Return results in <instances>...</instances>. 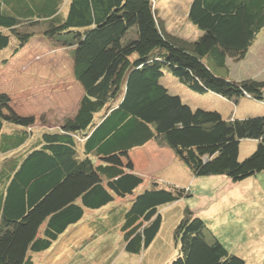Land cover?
Returning <instances> with one entry per match:
<instances>
[{
  "label": "trees",
  "instance_id": "1",
  "mask_svg": "<svg viewBox=\"0 0 264 264\" xmlns=\"http://www.w3.org/2000/svg\"><path fill=\"white\" fill-rule=\"evenodd\" d=\"M186 19L201 32L191 40L166 30L153 0H0V53L7 52L0 63L41 29L43 38L71 50L82 90L74 116L58 129L34 135L0 115V264H34L33 256L52 248L85 211L127 196L129 207L115 222L122 250L146 251L161 228L159 208L191 196L152 178L137 192L146 177L129 171L131 155L153 140L194 177L239 183L264 172V114L237 118L191 108L162 81L168 73L198 95L264 103V80H233L226 65L244 60L263 30L264 0H188ZM243 140L256 148L241 160ZM174 241L177 256L168 264H245L189 209Z\"/></svg>",
  "mask_w": 264,
  "mask_h": 264
},
{
  "label": "rangeland",
  "instance_id": "2",
  "mask_svg": "<svg viewBox=\"0 0 264 264\" xmlns=\"http://www.w3.org/2000/svg\"><path fill=\"white\" fill-rule=\"evenodd\" d=\"M153 1L155 14L163 20L168 32L186 40L201 34L186 19L188 0ZM33 32L35 35L29 44L10 58L7 65L0 63V115L6 121H21L38 135L42 129H58L72 119L82 90L73 77L71 50L43 38L41 29ZM6 54L1 52L0 58ZM203 62L210 66V61ZM226 65L228 76L233 80L251 77L263 81L264 28L244 60L229 59ZM213 70L222 75L220 69ZM165 75L173 81L162 80L169 92L177 94L191 108L232 113L231 116L237 118H245L246 114H264V103L243 98L233 104L213 93L198 95L170 74ZM255 148L256 142L241 141L239 158L248 157ZM142 160L140 171L153 177L146 176L138 193L149 189V177L162 188L175 185L191 192L190 197L159 208L161 228L146 251L129 255L122 250L121 235L115 222L129 207L132 197L127 196L105 208L85 211L82 220L69 227L52 248L33 256L34 264H168L177 256L174 230L186 209L204 220L224 247L244 259L245 264H262L264 172L233 183L224 176L194 177L178 159L156 174L163 158L151 147L144 149ZM145 166L148 171L143 168Z\"/></svg>",
  "mask_w": 264,
  "mask_h": 264
},
{
  "label": "crops",
  "instance_id": "3",
  "mask_svg": "<svg viewBox=\"0 0 264 264\" xmlns=\"http://www.w3.org/2000/svg\"><path fill=\"white\" fill-rule=\"evenodd\" d=\"M254 43H255V41L253 42V44ZM253 44H252V46H253ZM164 79L168 80L171 83L173 82L171 78L165 77ZM165 86L167 87V85H165ZM228 102H230V101H228ZM231 103H233V102H231ZM223 115L225 117L229 116V114H223ZM246 115H249V114H246ZM148 147H151V149L154 150L159 155V157L163 158V161L160 165V169L157 168V170L155 171L156 174L162 172V170L164 169L163 167H169L177 159L165 145H162L158 140H153L150 143H148L146 146H144L143 148L133 151V153L131 155V161L133 162V166H131L132 169L129 171H132V172H135V173H138L141 175H145L142 171H140V169L143 165L142 156L144 153V149L148 148ZM143 168L145 169V171H148L146 166ZM188 174L191 175V173H188ZM146 176H152L153 177V175H150V174L145 175V177ZM152 177H149V178H152Z\"/></svg>",
  "mask_w": 264,
  "mask_h": 264
},
{
  "label": "clouds",
  "instance_id": "4",
  "mask_svg": "<svg viewBox=\"0 0 264 264\" xmlns=\"http://www.w3.org/2000/svg\"><path fill=\"white\" fill-rule=\"evenodd\" d=\"M164 77H166V75L164 74Z\"/></svg>",
  "mask_w": 264,
  "mask_h": 264
}]
</instances>
